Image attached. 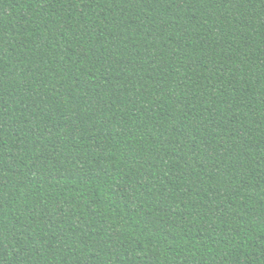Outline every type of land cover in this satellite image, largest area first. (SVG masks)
Listing matches in <instances>:
<instances>
[{"label":"trees","instance_id":"obj_1","mask_svg":"<svg viewBox=\"0 0 264 264\" xmlns=\"http://www.w3.org/2000/svg\"><path fill=\"white\" fill-rule=\"evenodd\" d=\"M0 264H264V0H0Z\"/></svg>","mask_w":264,"mask_h":264}]
</instances>
